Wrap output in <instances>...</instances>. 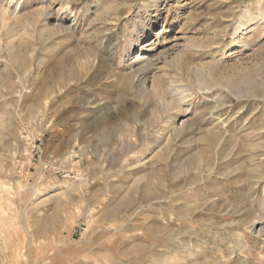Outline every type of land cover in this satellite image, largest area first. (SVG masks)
<instances>
[{"label": "rangeland", "instance_id": "rangeland-1", "mask_svg": "<svg viewBox=\"0 0 264 264\" xmlns=\"http://www.w3.org/2000/svg\"><path fill=\"white\" fill-rule=\"evenodd\" d=\"M123 1L75 0L86 17L52 39L46 0H0V264H264V0H161L132 47L127 7L107 20ZM125 42L156 61L149 89L173 84L166 110L125 73L97 90L83 79L88 54Z\"/></svg>", "mask_w": 264, "mask_h": 264}, {"label": "bare ground", "instance_id": "bare-ground-1", "mask_svg": "<svg viewBox=\"0 0 264 264\" xmlns=\"http://www.w3.org/2000/svg\"><path fill=\"white\" fill-rule=\"evenodd\" d=\"M75 0H46V3H47V9H42L40 11V17H39V23L40 24H43L42 26L44 27V30H47L49 35H50V38L54 39L56 36L58 37H62L63 35L67 34L68 32H70V30L72 28H76L79 24V22L81 20H83L86 16L84 13L83 16L80 15V9L79 8H75L74 5H73V2ZM167 1V0H166ZM136 2V0H124L122 2V4L120 2H118L119 4L117 5H112L110 4L108 6V14L110 16L111 12L110 10L114 11L115 13V17H107V20H117L119 19L120 17V14H119V11L121 10V7L122 6H125L127 7L126 8V15L124 17L125 19V23L128 24H131L133 29L131 31V39L128 40L127 42L131 43L132 41V44H131V47L132 45H136L137 44V41L142 37V36H145L147 31H149L152 26H154L157 22H158V16L162 14V10L160 9L161 5H162V1L161 0H150L149 2L145 1L142 3V6H139V9L140 8H143L144 10H138L136 13H134V15H130L131 13V8L133 6V3ZM178 3L181 2V0H177ZM44 3V2H43ZM55 7H57L58 9H55ZM154 8L155 11H156V14L153 15L152 14V11L149 12V9L150 8ZM166 8V7H165ZM168 12V11H167ZM123 13V12H122ZM71 15L74 20H77L76 21V24L75 26H72V24H69L68 23V16ZM251 15V14H250ZM190 18V17H189ZM167 19V16L166 18ZM188 21V20H186ZM107 23L109 22H106L105 23V26L104 28L101 30V32L97 35V39L99 40V42H97V45L98 46H103L104 45V48H106L107 46V43L104 44L103 43V38H104V34H106V29L105 27L107 26ZM170 23V22H169ZM190 24V22H187ZM111 24V23H110ZM188 24V25H189ZM109 25V24H108ZM192 25V24H191ZM41 26V27H42ZM83 26V25H82ZM40 27V28H41ZM82 28V27H81ZM187 28V27H186ZM43 29V28H42ZM180 30V29H179ZM71 34V33H70ZM73 35V34H72ZM71 35V37H72ZM65 38V37H64ZM90 38V36H89ZM51 39V40H52ZM105 42V41H104ZM127 42H125V47L123 48V51L122 49H120L121 51L119 52V55H116L115 54V51L113 52L114 49H116L115 45H112L111 46V49H109L110 51L103 57H97L95 56H92L90 54H88L87 58H85L82 62V67L83 69L85 70V73L83 74V79H85L86 82H88V85L94 89V90H97L98 88L104 86V85H107L108 83L110 82H113L115 80H117V78L113 79V80H110L108 81L109 79H111V77L113 76H117V75H121L122 73H125V77L127 79H129L128 81V89L130 91H132V93L134 95L137 96L138 100L141 102V103H148L149 99L150 98H154V97H157L158 100H157V103L160 102V99L162 100V102H168L166 103L165 105V110L167 109L168 105H170L171 103H169V101H166V96L169 95L171 93V91H173V87L172 86L173 84L171 83H168L166 81V78H155L154 80V88L152 89H149L147 86H146V80H147V77H148V73L153 69V67L155 66V63L153 61V59L151 58V55H147V56H144V57H141V55H138L137 57L135 58H131L127 53L129 52V50L131 49V47L127 44ZM179 42V41H178ZM116 44V43H115ZM153 44V43H152ZM54 45V44H53ZM109 45V44H108ZM117 45V44H116ZM206 45V44H205ZM208 45V44H207ZM214 45V44H213ZM211 44V46H213ZM58 46V45H57ZM155 46V45H154ZM173 47V46H172ZM171 47V48H172ZM177 47V46H176ZM178 48V47H177ZM208 48V47H207ZM157 49V48H156ZM170 49V47H169ZM220 49V48H219ZM102 50V49H101ZM144 50H146L147 52V49L144 48ZM213 50V49H212ZM217 50V49H216ZM107 51V50H106ZM156 52V51H155ZM191 52V51H190ZM150 53V52H149ZM154 53V52H153ZM194 53V52H193ZM214 53V52H213ZM115 54V55H114ZM143 54V53H142ZM169 54V53H167ZM193 55V54H192ZM230 55V54H229ZM168 56V55H167ZM213 56V55H211ZM210 56V57H211ZM215 56V55H214ZM217 56V55H216ZM96 57L98 58V62L100 61V65L98 63V65L101 67L99 68L100 70L94 72L92 69L94 68V64L96 62ZM161 57V56H160ZM171 57V56H170ZM237 57V56H236ZM215 59V57H214ZM217 59V58H216ZM163 60V59H162ZM218 60V59H217ZM216 61V60H215ZM156 62V61H155ZM177 62V61H176ZM179 63V62H178ZM170 64V63H169ZM169 64H167V66H169ZM189 64V63H188ZM178 65V64H177ZM98 66V67H99ZM181 66V65H180ZM209 66V65H208ZM211 66V65H210ZM160 67V66H159ZM164 66H162V69H163ZM193 67V66H192ZM197 68V67H196ZM97 69V68H96ZM190 69V68H189ZM164 70V69H163ZM200 70V69H198ZM157 71H159L157 69ZM207 72V71H206ZM163 74V73H162ZM170 74V73H169ZM150 75V74H149ZM166 75V74H165ZM198 75V74H196ZM162 76V75H161ZM168 76V75H167ZM124 77V78H125ZM176 78V77H175ZM176 80V79H175ZM174 81V80H173ZM172 81V82H173ZM175 82V81H174ZM202 82V81H201ZM200 82V83H201ZM208 82V81H207ZM181 85V84H180ZM200 86V85H198ZM208 86V85H207ZM125 87V88H127ZM177 87V86H175ZM179 88H181L179 86ZM189 88V87H188ZM210 88V87H209ZM208 88V89H209ZM184 89V88H182ZM202 89L204 91H207L203 86H202ZM201 89V90H202ZM180 90V89H179ZM186 90V89H185ZM178 91V90H176ZM188 91V90H187ZM203 91V92H204ZM186 92V91H184ZM189 92V91H188ZM215 92V91H214ZM181 93V92H180ZM183 93V92H182ZM179 94V92H178ZM185 93H183L182 95H184ZM182 95H180V98L182 97ZM189 95V94H188ZM191 95V94H190ZM89 97V96H88ZM185 97V95H184ZM189 97V96H188ZM216 97V96H215ZM152 98V99H153ZM176 98V96H175ZM205 98V97H203ZM184 99V98H183ZM180 100V99H179ZM178 100V101H179ZM182 100V99H181ZM220 100V98H219ZM54 101V100H53ZM183 101V100H182ZM185 101V100H184ZM223 101V100H222ZM91 103H95V101H90ZM175 104V102H174ZM181 104V103H180ZM218 104V103H217ZM103 105V104H102ZM223 105V104H222ZM225 105V104H224ZM183 106V105H182ZM208 106V105H207ZM213 106V105H211ZM210 106V107H211ZM215 106V105H214ZM218 106L216 105L214 107L213 110H211V112L209 113L210 114V119L215 120V125L219 126L220 129H222V132H223V139H224V133H228L229 132V125H227L228 121H229V116H226L227 119H224L223 118V115L220 114V110L217 109ZM184 109H186L184 107ZM207 109V108H206ZM89 111V110H88ZM180 111V110H179ZM165 112V111H164ZM201 112V111H200ZM204 112V111H203ZM191 113V112H190ZM224 113V112H223ZM199 114V113H198ZM201 114V113H200ZM203 114V113H202ZM201 114V115H202ZM232 115V114H231ZM234 115V114H233ZM169 117V115H168ZM181 117V116H180ZM184 117V116H183ZM185 118V117H184ZM208 118V117H207ZM175 119V118H174ZM168 120V119H167ZM189 120V119H188ZM169 121V120H168ZM205 121V120H203ZM107 118L105 119H97L96 122L92 121V123L90 124H85V126L87 127H93V128H96V129H99V128H102L103 126H105L107 124ZM138 118L135 119V124L133 125V129L135 131V129L138 127ZM211 122V121H210ZM173 123V122H172ZM230 123V122H229ZM128 126L131 124H125L124 126ZM181 125V124H180ZM184 125V124H183ZM185 125H186V122H185ZM214 125V124H213ZM126 126V127H127ZM132 128V127H131ZM145 128V127H143ZM181 127H178L177 131L178 132H181L182 128L180 129ZM189 128V127H188ZM127 129V128H126ZM104 130V128H103ZM143 130V129H142ZM234 131V130H233ZM124 131H122L121 133H123ZM177 133V132H176ZM106 132H104V136H101V138L107 140L108 138H106L105 136ZM120 133H117V137ZM143 134V133H142ZM122 135V134H121ZM124 135V134H123ZM173 135V134H172ZM175 135V134H174ZM236 135V134H235ZM113 136H116V133H114L112 135ZM130 137L133 136L131 139L133 140L134 138V134H131L129 135ZM128 136V137H129ZM142 136H145V135H142ZM84 139L87 141V136H83ZM108 137V136H107ZM172 137V136H171ZM232 137V136H231ZM75 138H77L75 136ZM110 138V137H109ZM161 138V137H160ZM164 139V138H163ZM116 140V139H115ZM118 140V139H117ZM160 142L159 139H155L153 143H158ZM166 142V141H165ZM132 149H134V147H132ZM138 155V152L136 151L135 155L136 156ZM128 159H131V158H128ZM142 161V160H141ZM137 165V164H135ZM131 166V162L127 163V165H125V163H123L122 165V168H125V167H129ZM207 169V168H206ZM135 172V171H133ZM212 172V171H211ZM209 173V172H208ZM207 174V173H206ZM208 175V174H207ZM204 178V177H203ZM140 181V180H138ZM191 181V180H190ZM197 181V180H196ZM137 183V182H136ZM190 183V182H189ZM192 183V182H191ZM109 184V183H108ZM195 186V185H194ZM183 187V186H182ZM186 189V188H185ZM156 199V198H155ZM172 200V199H171ZM3 221V220H2ZM5 222V221H3ZM6 224V222H5ZM195 228V227H194ZM170 241V239H169ZM195 241V240H194ZM177 243V242H176ZM175 243V244H176ZM178 244V243H177ZM180 244V243H179ZM191 245V244H190ZM176 246V245H175ZM174 246V247H175ZM182 246V245H181ZM179 247V246H178ZM176 250V249H175ZM182 250V249H181ZM177 251V250H176ZM179 251V250H178ZM183 251V250H182ZM181 252V251H180ZM184 253V252H182ZM177 254V253H176ZM185 254V253H184ZM183 255V254H182ZM179 256V255H178ZM177 256V257H178ZM181 256V255H180ZM185 256V255H183ZM173 258V257H172ZM177 259V258H176ZM179 259V258H178ZM184 259V258H183ZM182 259V260H183ZM167 260V259H165ZM171 260V259H169ZM168 260V262H170ZM172 261H175V260H172ZM177 262V261H176ZM157 264V263H156ZM171 264V263H170ZM180 264V263H179Z\"/></svg>", "mask_w": 264, "mask_h": 264}]
</instances>
